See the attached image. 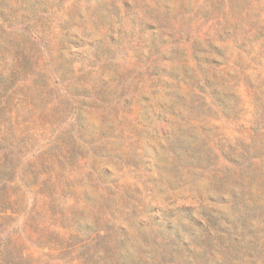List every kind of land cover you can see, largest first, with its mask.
Wrapping results in <instances>:
<instances>
[{
  "label": "rangeland",
  "instance_id": "1",
  "mask_svg": "<svg viewBox=\"0 0 264 264\" xmlns=\"http://www.w3.org/2000/svg\"><path fill=\"white\" fill-rule=\"evenodd\" d=\"M0 264H264V0H0Z\"/></svg>",
  "mask_w": 264,
  "mask_h": 264
}]
</instances>
